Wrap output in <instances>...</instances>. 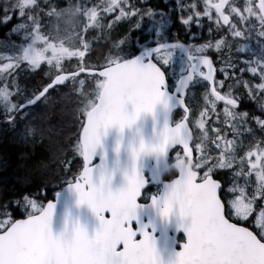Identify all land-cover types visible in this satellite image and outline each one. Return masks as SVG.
I'll use <instances>...</instances> for the list:
<instances>
[{
	"label": "snow or ice",
	"instance_id": "6c2138e0",
	"mask_svg": "<svg viewBox=\"0 0 264 264\" xmlns=\"http://www.w3.org/2000/svg\"><path fill=\"white\" fill-rule=\"evenodd\" d=\"M162 3L166 10L151 0H0V24L12 25L0 40L2 122L15 128L69 82L80 111L71 159L60 165L64 180L0 203V264H132L141 255L144 264H183L201 236L188 202L206 199L221 217L225 244L212 248L218 264H264V0ZM175 22L189 41L205 31L207 37L184 42L168 31ZM124 24L131 27L118 32ZM97 31L101 36L90 39ZM113 32L115 54L89 63L94 40ZM29 73H43L47 82L22 89ZM129 73L142 79L147 95L122 101L109 118ZM174 108L181 119L169 125ZM149 114L151 139L143 126ZM35 134L26 127L21 138ZM169 169L175 179L164 183ZM62 199L72 207L54 231ZM85 211L90 221L81 219ZM179 233L176 248L171 238ZM165 237L172 241L167 261L159 246Z\"/></svg>",
	"mask_w": 264,
	"mask_h": 264
},
{
	"label": "trees",
	"instance_id": "16d2710c",
	"mask_svg": "<svg viewBox=\"0 0 264 264\" xmlns=\"http://www.w3.org/2000/svg\"><path fill=\"white\" fill-rule=\"evenodd\" d=\"M158 1L159 6L165 8L161 5V0ZM65 2L66 0H61L60 4L63 5ZM151 3L154 4L152 0ZM168 31L178 33L182 40L189 41V37L180 30L178 22L170 26ZM8 32L9 25L0 24V40H3L1 38H5ZM200 36L206 38V31ZM200 36L195 42L202 41ZM103 38L104 36L93 43L94 48L96 47L94 53L101 55V44L105 42ZM41 75L42 73L40 75L30 73L28 79L27 74L22 75L20 85L29 88L38 87ZM73 92V86L52 90L46 100L38 106L31 107L34 108L32 114L19 119L25 121L22 126L18 129L4 128L0 132V203L14 202L17 193L26 190L35 191L36 186L47 184L52 187L62 182L61 177L64 173L60 165L69 157L76 122L80 117L77 97ZM26 127L34 129L36 134L24 140L21 134Z\"/></svg>",
	"mask_w": 264,
	"mask_h": 264
},
{
	"label": "water",
	"instance_id": "95a60500",
	"mask_svg": "<svg viewBox=\"0 0 264 264\" xmlns=\"http://www.w3.org/2000/svg\"><path fill=\"white\" fill-rule=\"evenodd\" d=\"M146 95L147 91L142 79L136 73L127 74L116 89L112 109L107 113L108 117L112 118L116 115V110L118 109L122 101L126 104H131L132 98L143 99ZM154 108L157 112L160 111L159 104L155 105ZM175 110L177 109L174 108L169 113V125L175 123L173 121V112ZM159 124L161 126L164 124L163 116L160 117ZM143 126L145 136L151 139L153 135V121L150 114L146 124H144ZM192 135L194 137L193 133ZM180 164H184V161H177V166H179ZM172 171L173 169H169V171L165 172L160 179L164 183L169 182L170 179L166 178V176ZM172 179H175V177H173ZM123 203L124 202L121 201V206L123 205ZM188 203L190 204L191 210L194 213L193 219L197 221L198 227L201 229V236L199 244L197 245L196 252L191 257L186 258L183 264H218L219 257L212 251V248L213 246L220 247L225 244V241L222 239V224L219 209L210 201V199L189 200ZM71 207V199H68L67 202L65 199L61 200L60 204L55 210L54 231H58L61 228L62 222L64 221L66 216V208ZM81 219H87L90 221V216L87 211L83 213ZM157 235L159 236V233ZM179 235H183V233H179L177 235L173 234V237L171 238L172 241L176 242V248H179ZM172 241H168L167 237H165L164 239H160L159 246L161 249H165V252L163 254V259L165 261L170 258V252H168L167 246H169L170 249L172 247ZM146 259L147 256L141 255L137 257L132 262V264H144Z\"/></svg>",
	"mask_w": 264,
	"mask_h": 264
},
{
	"label": "rangeland",
	"instance_id": "374dc122",
	"mask_svg": "<svg viewBox=\"0 0 264 264\" xmlns=\"http://www.w3.org/2000/svg\"><path fill=\"white\" fill-rule=\"evenodd\" d=\"M65 4H66V2H65ZM65 4H63V5H65ZM62 5V6H63ZM125 26H128V27H131V25H127V24H124ZM12 25H9V30H10V27H11ZM99 35H101V33L99 32V31H97V32H93V33H91L90 34V39L91 38H95V37H98ZM104 35H106V34H104ZM103 35V36H104ZM145 35H147V33H145ZM11 38H13L12 40L13 41H16L17 43H19L20 42V40H21V37H19V36H16V35H13ZM1 39H3L4 40V38H1ZM94 42H95V40H94ZM93 42V43H94ZM94 46H93V44H92V50H93V53H94ZM0 51H2V49H0ZM109 52H113V54H115V52H114V50L112 49V44H111V47H110V49H109ZM108 52V53H109ZM74 63L75 62H73V65H74ZM89 63H97V59H91L90 61H89ZM175 68H176V70H177V74H179V68H180V60H179V54L177 53V57H176V65H175ZM22 89H25V87H21ZM93 91V90H92ZM198 102V101H197ZM43 112V111H42ZM23 121L24 120H18V125L19 126H22V124H23ZM25 122V121H24ZM197 139L201 142V143H203V144H207V140L206 139H204V137H203V135H202V133H199V132H197Z\"/></svg>",
	"mask_w": 264,
	"mask_h": 264
},
{
	"label": "flooded vegetation",
	"instance_id": "af4514ba",
	"mask_svg": "<svg viewBox=\"0 0 264 264\" xmlns=\"http://www.w3.org/2000/svg\"><path fill=\"white\" fill-rule=\"evenodd\" d=\"M195 42V41H194ZM198 93H199V89H198ZM7 128H11V127H5V129H7ZM75 137V136H74ZM74 137L72 138L73 140H72V142H71V146H70V152H71V150H72V145H73V141H74ZM69 159H71V157L69 156L68 157ZM68 175H72L71 173H69ZM61 178H65V174H63V176L61 177ZM16 218H18V216L16 217Z\"/></svg>",
	"mask_w": 264,
	"mask_h": 264
},
{
	"label": "bare ground",
	"instance_id": "6f19581e",
	"mask_svg": "<svg viewBox=\"0 0 264 264\" xmlns=\"http://www.w3.org/2000/svg\"><path fill=\"white\" fill-rule=\"evenodd\" d=\"M17 179V178H16Z\"/></svg>",
	"mask_w": 264,
	"mask_h": 264
}]
</instances>
